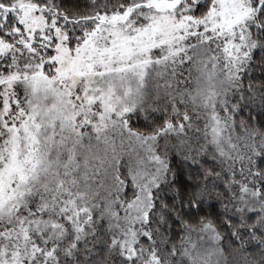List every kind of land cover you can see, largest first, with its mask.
I'll list each match as a JSON object with an SVG mask.
<instances>
[{"label": "snow or ice", "instance_id": "1", "mask_svg": "<svg viewBox=\"0 0 264 264\" xmlns=\"http://www.w3.org/2000/svg\"><path fill=\"white\" fill-rule=\"evenodd\" d=\"M0 264H264V0H0Z\"/></svg>", "mask_w": 264, "mask_h": 264}]
</instances>
